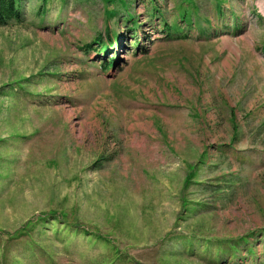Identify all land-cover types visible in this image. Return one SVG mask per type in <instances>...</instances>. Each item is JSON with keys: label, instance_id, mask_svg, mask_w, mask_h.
Segmentation results:
<instances>
[{"label": "rangeland", "instance_id": "1", "mask_svg": "<svg viewBox=\"0 0 264 264\" xmlns=\"http://www.w3.org/2000/svg\"><path fill=\"white\" fill-rule=\"evenodd\" d=\"M41 5L0 26V264H264V0Z\"/></svg>", "mask_w": 264, "mask_h": 264}, {"label": "trees", "instance_id": "2", "mask_svg": "<svg viewBox=\"0 0 264 264\" xmlns=\"http://www.w3.org/2000/svg\"><path fill=\"white\" fill-rule=\"evenodd\" d=\"M24 1L25 0H0V26L8 24V22L11 20L22 21L24 19L25 12H24V8L22 6ZM42 1H43L42 6L38 7V9L42 8V11L44 12L43 8H45L46 3L49 2L50 0H42ZM101 1L105 5L110 7V10L106 11V15L108 16V18L116 17V19L118 21L119 17L123 16L125 22H130L132 24L133 30H136L139 27V25L136 23V20L134 19L133 14L131 13V11L129 9V7H131L132 2H134L136 0H101ZM138 1H139V3L150 2V4L152 5L151 8L153 10L155 9L156 10L155 13H157L159 15V10L156 6V0H138ZM151 15H153V14H151ZM176 28H177V26H173V28L171 27L172 30H176ZM164 29L166 31H169V29L166 27H164ZM106 35H107L106 39H102L100 34L95 36L90 44H86V47L91 48V45L96 44L98 46V49L96 50V52L98 51L100 53V52L104 51V53H105L108 49H110V48H112L118 44L119 38H118V34L116 33L115 30L110 31V29H108L106 31ZM181 36H184V35H181ZM103 64L104 65L106 64V66H107L106 69H108L112 65V63L110 61H109V64L107 62H104ZM190 176L191 175L187 174L186 179H185V183H187ZM52 220L58 221V220H62V219L60 217H55ZM82 232H87V231L82 230ZM260 233L262 234V236H264L263 235L264 234V228L261 229ZM99 236H96V237L98 238ZM196 237H197V235L196 236H194V235L182 236V238H184V239L188 238L191 240L195 239ZM108 242H110V241L108 240ZM259 244L260 243L258 242L257 245H259ZM189 245H191V244L189 243ZM216 250L220 251L222 249H216ZM249 252L250 251H248V253ZM231 256L233 257L234 255H231Z\"/></svg>", "mask_w": 264, "mask_h": 264}, {"label": "bare ground", "instance_id": "3", "mask_svg": "<svg viewBox=\"0 0 264 264\" xmlns=\"http://www.w3.org/2000/svg\"><path fill=\"white\" fill-rule=\"evenodd\" d=\"M126 8V7H125Z\"/></svg>", "mask_w": 264, "mask_h": 264}]
</instances>
